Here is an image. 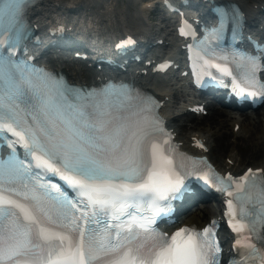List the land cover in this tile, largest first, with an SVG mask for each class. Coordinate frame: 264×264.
<instances>
[{"label": "snow or ice", "instance_id": "obj_1", "mask_svg": "<svg viewBox=\"0 0 264 264\" xmlns=\"http://www.w3.org/2000/svg\"><path fill=\"white\" fill-rule=\"evenodd\" d=\"M30 2L0 0V141L9 149L0 157V264H219L213 225L182 227L170 237L152 227L165 210L162 202L182 185L174 155L165 148L169 142L156 139L163 129L155 102L123 84L82 91L15 58L13 49L30 30L19 19L20 6ZM217 15V26L206 30L216 38L239 23L238 10L220 9ZM209 49L200 42L202 53ZM233 60L245 69L241 91L259 88L264 95V84L255 79L258 57L241 53ZM7 133L16 139L9 142ZM44 172L59 173L80 199L41 182ZM217 179L228 196L260 205L258 211L241 209V217H255L250 230L257 220L264 226L259 170L249 169L238 181ZM130 202L146 214L124 228L109 223V211L119 220ZM227 204L235 219L233 200ZM229 226L238 233L247 227L240 220ZM236 244L264 264L256 244Z\"/></svg>", "mask_w": 264, "mask_h": 264}, {"label": "bare ground", "instance_id": "obj_2", "mask_svg": "<svg viewBox=\"0 0 264 264\" xmlns=\"http://www.w3.org/2000/svg\"><path fill=\"white\" fill-rule=\"evenodd\" d=\"M127 5L124 6L122 3ZM136 0H43V2L31 9V18L34 23L42 26L48 23V20H61L67 23L68 26L73 25L74 28L80 30L82 19L85 15L93 16L98 20L93 24L97 34V39L106 43L108 37L122 29V25L127 23L131 31H139L144 33L147 45V53L143 54V58L151 60L158 58V53L154 54L153 50L156 47L158 51L170 50L171 39L173 35V23L160 14V20L163 24H157L151 17L150 21L144 20V14L148 10H158L156 3H148L136 6ZM206 4L208 0H200ZM245 12L248 25L254 21V13L264 10V0H234ZM155 17V18H154ZM71 22V23H70ZM159 39L162 44L154 45ZM73 45L56 46L53 48L52 55L45 54L46 62L54 69H60L68 78L76 83H90L100 78L101 75L107 74L97 70L95 66H89L87 61L75 59L73 53L79 51L78 48L71 51ZM176 53V50H174ZM133 81H145L144 77H138L134 72L127 74ZM174 79H155L150 78L149 86L156 88V92L163 101L162 112L168 117V125L174 127L177 132V139L182 141V145L186 148L193 150L189 147L192 137L198 135L207 141L210 146L208 151L209 157L221 169H232L235 171L241 170L245 165L242 161L240 150L237 143L231 142L229 139L240 135L243 131L249 133L252 141L263 147L264 152V105L257 108L256 111L241 112L240 110H232L229 105H223L215 102L214 99L206 101L203 96L202 100L196 97H187L180 104L178 99L180 96H185L181 91L175 90L171 87V82ZM175 82V81H174ZM196 96V95H195ZM201 96V95H200ZM203 104L205 109L209 112V117H203L189 113L186 111L188 106H198ZM220 104V105H219ZM229 122V128L227 126ZM204 125V130L198 129ZM238 129L235 131V126ZM194 129V130H193ZM197 152V150L195 149ZM253 167H262L264 169V161ZM204 202V203H203ZM197 205V206H196ZM218 207L208 201L194 203V207L181 216V223H195L197 226H202L206 223L211 216L217 215ZM222 237L225 233L222 232ZM228 248V245H226Z\"/></svg>", "mask_w": 264, "mask_h": 264}, {"label": "rangeland", "instance_id": "obj_3", "mask_svg": "<svg viewBox=\"0 0 264 264\" xmlns=\"http://www.w3.org/2000/svg\"><path fill=\"white\" fill-rule=\"evenodd\" d=\"M124 2L125 3H122V4L124 6H126L127 3H126V1H124ZM140 3L141 2L136 3V6H140L139 5ZM142 4H143V2H142ZM155 11H157V10H154V11L148 10L143 16L145 18L144 20L150 21L151 17L153 16L152 13H154V16L156 18L154 17L155 19H153V20H154V22H157L156 25L157 24H160V25L163 24V22L160 21V14L155 13ZM71 26L73 27L72 24H71ZM256 110L257 109H255V110L253 109V111H256ZM248 112H250V111H248ZM205 117H209V115H205ZM227 126L229 128V122L228 121H227ZM203 127H204V125L202 124V126L197 128V130L202 129ZM203 130H204V128H203ZM252 139H253L252 137H249V133L245 132V131H243L240 135L229 139L231 142L238 144L240 154L242 157V161L244 162L243 165L254 166V165L260 164V162L264 161V152H263L262 145L258 146L256 143H255V145H253L254 141H252ZM206 201L210 202V205H211V203L214 204V201L211 198L207 199Z\"/></svg>", "mask_w": 264, "mask_h": 264}]
</instances>
